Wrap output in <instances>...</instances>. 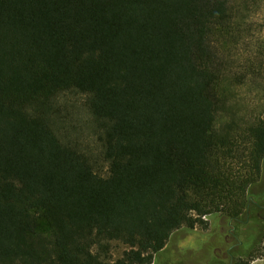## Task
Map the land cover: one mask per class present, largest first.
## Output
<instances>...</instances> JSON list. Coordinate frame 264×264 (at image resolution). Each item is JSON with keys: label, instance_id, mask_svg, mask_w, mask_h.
Segmentation results:
<instances>
[{"label": "trees", "instance_id": "16d2710c", "mask_svg": "<svg viewBox=\"0 0 264 264\" xmlns=\"http://www.w3.org/2000/svg\"><path fill=\"white\" fill-rule=\"evenodd\" d=\"M251 3L0 0V264H152L210 216L234 241L221 230L203 264L264 254V106L240 95L264 96ZM71 97L94 151L69 134Z\"/></svg>", "mask_w": 264, "mask_h": 264}, {"label": "rangeland", "instance_id": "374dc122", "mask_svg": "<svg viewBox=\"0 0 264 264\" xmlns=\"http://www.w3.org/2000/svg\"><path fill=\"white\" fill-rule=\"evenodd\" d=\"M255 5L251 3L250 12L256 16V25L254 31L264 37V0H255ZM247 49V47L245 46ZM240 95L244 98L245 103L249 104L251 108L262 104L264 106V96L257 95L255 87L246 86L240 90ZM63 110L69 114L68 123L72 125L69 134L81 144V149L85 152L95 150V141L90 129L89 118L82 107L71 97L64 102ZM262 178L264 179V160L262 164ZM208 222V229L203 230L201 227L194 228V230L181 229L173 234L165 249L155 256L152 264H203L208 253H216L217 249L213 247L218 240L217 234L221 230H231V226H226L225 223L217 216H210L206 218ZM229 222V221H228ZM250 223V222H249ZM248 223V225H249ZM231 225L232 221H231ZM222 227V229H221ZM233 229L231 232L234 233ZM249 230L248 227H241L236 237L239 241H245ZM212 242L208 245L206 241ZM228 241H234V238L227 236ZM214 241V242H213ZM206 243V244H204ZM264 249V240L260 245ZM126 246L118 241H111L108 243V255L112 260H116L122 256L126 250ZM262 249V250H263ZM205 253H204V252ZM264 251V250H263ZM203 253V254H202ZM208 254V255H207ZM205 256V257H204ZM259 261H263L262 263ZM250 264H264V254L257 257Z\"/></svg>", "mask_w": 264, "mask_h": 264}, {"label": "flooded vegetation", "instance_id": "af4514ba", "mask_svg": "<svg viewBox=\"0 0 264 264\" xmlns=\"http://www.w3.org/2000/svg\"><path fill=\"white\" fill-rule=\"evenodd\" d=\"M229 223V222H228ZM230 225V224H229ZM229 235H231L232 237H233V233L229 230L228 232H227V236H229ZM212 241L211 240H208V241H206V243L209 245L210 243H211ZM206 243H204V244H206Z\"/></svg>", "mask_w": 264, "mask_h": 264}, {"label": "water", "instance_id": "95a60500", "mask_svg": "<svg viewBox=\"0 0 264 264\" xmlns=\"http://www.w3.org/2000/svg\"><path fill=\"white\" fill-rule=\"evenodd\" d=\"M231 221H232V220H231V219H229V224H230V225H231ZM233 229H234V226H233V225H231V230H230V231H232ZM237 243H241V241H239V240H238V241H237Z\"/></svg>", "mask_w": 264, "mask_h": 264}, {"label": "crops", "instance_id": "0c3cea01", "mask_svg": "<svg viewBox=\"0 0 264 264\" xmlns=\"http://www.w3.org/2000/svg\"><path fill=\"white\" fill-rule=\"evenodd\" d=\"M259 262H261V263H262L263 261H259Z\"/></svg>", "mask_w": 264, "mask_h": 264}]
</instances>
